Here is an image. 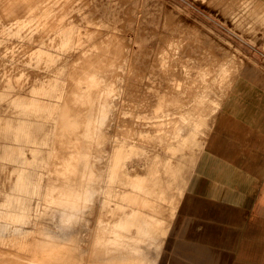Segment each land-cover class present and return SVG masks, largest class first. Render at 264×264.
<instances>
[{
	"label": "rangeland",
	"instance_id": "1",
	"mask_svg": "<svg viewBox=\"0 0 264 264\" xmlns=\"http://www.w3.org/2000/svg\"><path fill=\"white\" fill-rule=\"evenodd\" d=\"M240 155L264 224V0H0V264H203L175 222L196 175Z\"/></svg>",
	"mask_w": 264,
	"mask_h": 264
},
{
	"label": "crops",
	"instance_id": "2",
	"mask_svg": "<svg viewBox=\"0 0 264 264\" xmlns=\"http://www.w3.org/2000/svg\"><path fill=\"white\" fill-rule=\"evenodd\" d=\"M216 142L214 137L211 143ZM241 157L239 165H229L221 177L204 173L203 180L197 174L199 182L196 187L194 180L190 183L175 222L174 235L180 236L181 230L187 228L190 247L194 244L199 254L203 247L212 251V259L207 257L203 264H261L264 224L260 217L261 195L256 188L260 184V160ZM179 202L180 199L177 208Z\"/></svg>",
	"mask_w": 264,
	"mask_h": 264
},
{
	"label": "bare ground",
	"instance_id": "3",
	"mask_svg": "<svg viewBox=\"0 0 264 264\" xmlns=\"http://www.w3.org/2000/svg\"><path fill=\"white\" fill-rule=\"evenodd\" d=\"M28 7V6H27ZM29 12V11H28ZM91 66V65H90ZM87 67L88 68H91V67H89V65H87ZM202 75V74H201ZM205 75H207L206 73H205ZM76 76H74V78H75ZM202 77V76H201ZM212 78V77H211ZM210 78V79H211ZM196 79V78H195ZM201 80H200V83L201 84H199L198 83V89L197 90H192V91H189V93H190V97H192V99L188 102V104L187 105H189V108L187 109V107L185 108V111H186V114H191L192 112V116H190V118L192 117L194 120L197 118V116H198V114H197V112H196V109L194 108H192L190 105H193L194 103L196 104V102H194L196 99H197V97H199L201 94H204L205 92H206V90H208L209 89V87H210V84H209V82H210V80L208 79V77H206V76H204V78L202 79V78H200ZM238 85V84H237ZM79 88V87H78ZM200 91H202V92H200ZM78 94H80V93H78ZM205 96V95H204ZM170 100V99H169ZM222 102V101H221ZM224 102V101H223ZM221 103L219 104V106H218V108H217V110L219 111L220 110V108H221ZM200 106V105H199ZM211 108V107H210ZM215 109V108H214ZM217 111V112H218ZM177 114H179V115H184L185 113H183V112H181V111H179V113H177ZM217 116V115H216ZM189 117V116H188ZM72 118V117H71ZM212 118V117H211ZM73 119V118H72ZM72 119H71V122H73L74 123V121L76 120H74V121H72ZM217 119V118H216ZM196 121V123L198 122L197 120H195ZM215 122V121H214ZM200 123H204V122H201L200 121ZM213 128V127H212ZM212 130V129H211ZM179 132L177 131V133L176 134H178ZM208 134V133H207ZM77 136H78V133H77ZM75 137V138H77V142H79L80 141V138L78 139V137ZM175 137H176V135H175ZM208 138V137H207ZM84 138H82L81 140H83ZM79 140V141H78ZM67 142H68V140H67ZM68 144H71V142L69 143L68 142ZM80 144V143H79ZM74 145H76L77 147L79 146V145H77L76 143H75V141H74ZM74 145H72V146H74ZM201 148V147H200ZM200 153H201V151H200ZM200 153H199V155H200ZM175 154L176 153H173L172 152V154L169 156V157H167V159H168V162H169V165H170V167L171 168H166V170H165V173L167 174V175H171L170 177H171V180H170V182H177V181H175L173 178H176L177 179V176L179 175L178 174V171H179V169H178V171H177V168H176V166L175 165H177V162L174 160V156H175ZM173 155V156H172ZM199 155H198V152L197 153H193L192 154V158L191 159H196V158H198L199 157ZM74 157V156H73ZM190 159V160H191ZM180 164V163H179ZM182 165V164H181ZM153 172H157V170H155V171H153ZM179 176H181V174L179 175ZM162 179V178H161ZM164 180H166V179H164ZM157 182L158 181H156V180H154V179H151V180H149V181H146V182H143L142 184H143V188L145 189V196L147 197H149V196H151L152 194H156L157 192H158V186H157ZM160 182V181H159ZM166 182V188L168 189V190H170L171 191V185L169 184V183H167V180L165 181ZM22 183H24L25 185L26 184H28V182L26 183L25 181H24V179L22 178ZM178 183H179V181H178ZM162 187V186H161ZM54 187H52V189H53ZM181 191L179 192V194H178V201H179V199H180V196H181ZM142 197V196H141ZM133 203L134 204H137L139 207H141V205H142V202H141V200H139V197L137 196L136 197V195L133 197ZM178 204V203H177ZM154 205H155V203H154ZM151 206V205H150ZM136 207L134 206L132 209H135ZM176 208H177V205L173 208V211L171 212V214H172V216H171V218L173 217V215H174V213H175V210H176ZM129 210V209H128ZM160 210V209H159ZM156 211V210H155ZM134 212H136V211H134ZM138 212V215H142V217L144 216V212H143V210L142 209H140V210H138L137 211ZM149 212V211H148ZM153 215H155V214H153ZM157 216V215H156ZM171 218H170V220H171ZM158 220L156 221V225L158 226V227H160V217H158L157 218ZM162 219H163V217H162ZM170 220H169V222H170ZM162 221V220H161ZM145 222V221H144ZM150 226V225H149ZM161 226L162 227H164L165 226V224H164V222H163V225L161 224ZM168 227H169V223H168V226H167V229H168ZM146 228V227H145ZM166 228V227H165ZM134 229H135V227H134ZM132 230H133V228H132ZM138 230V229H137ZM133 232V231H132ZM134 233H136V232H134ZM138 233V232H137ZM137 235V234H136ZM41 239V238H40ZM43 239V238H42ZM45 240V239H44ZM41 240H39L38 242H40ZM25 242V241H24ZM45 242H46V240H45ZM45 242L43 243V241L40 243L41 244V246H42V244L44 245L45 244ZM27 243V242H26ZM32 243V242H31ZM31 243L29 244V246L31 245ZM47 243H50V241L48 242L47 241ZM13 244H17V243H13ZM25 244V243H24ZM33 244V243H32ZM35 244V243H34ZM38 243L36 242V245H37ZM27 245H28V243H27ZM51 245H53L54 246V244H52L51 243ZM25 246V245H24ZM35 246V245H34ZM34 246H32L33 248H34ZM37 246H40L39 244L37 245ZM45 246H47V245H45ZM49 246V245H48ZM9 247H10V245H9ZM31 247V246H30ZM29 247V248H30ZM31 247V248H32ZM50 247V246H49ZM56 247V249H58V246H55ZM55 247H54V249H55ZM2 248V247H1ZM4 249H7L8 250V248L6 247L5 248V246L3 247ZM11 248V247H10ZM16 248V247H15ZM18 248H19V245H18ZM27 248V247H26ZM28 248V249H29ZM32 248V249H33ZM36 248H39V247H35V249ZM46 248V247H45ZM53 247L51 246L50 247V249H52ZM41 249V248H40ZM40 249L38 250V251H40ZM42 249H44V246H42ZM49 249V250H50ZM1 250V249H0ZM14 250V249H13ZM17 250V249H16ZM31 250V249H30ZM34 250V249H33ZM36 250V251H37ZM45 250V249H44ZM4 251V250H3ZM26 251V250H25ZM41 251H43V250H41ZM47 251V250H46ZM51 251V250H50ZM54 251V250H53ZM52 251V252H53ZM16 252V251H15ZM43 252H45V251H43ZM13 253V252H12ZM11 253V254H12ZM26 253V252H25ZM23 254V255H26V254ZM28 253V252H27ZM30 253V252H29ZM32 253V252H31ZM49 253V252H48ZM48 253H47V255H48ZM53 253H55V251L53 252ZM3 254V253H2ZM7 254V253H6ZM19 254H22V253H19ZM33 254V253H32ZM32 254H30L31 256H32ZM41 254V253H40ZM43 255H44V253H42ZM46 254V253H45ZM56 254V253H55ZM55 254H53V255H55ZM63 254V253H62ZM18 255V254H17ZM29 254H27V256H28ZM34 255V254H33ZM37 255H38V253H37ZM37 255H34V256H37ZM46 255V257H49V256H47ZM63 255H65V254H63ZM68 255V254H67ZM9 256V255H8ZM15 256V255H14ZM62 256V255H61ZM60 256V258H61V261H62V257ZM20 257H23V259L24 258H26L25 256H20ZM19 257V258H20ZM30 257V256H29ZM33 257V256H32ZM42 257V256H41ZM44 257H45V255H44ZM70 257V256H69ZM6 258V257H5ZM34 258V257H33ZM38 259H39V257H37ZM36 257L34 258V259H37ZM52 258H53V256H52ZM51 258V259H52ZM57 258V257H56ZM65 258V257H64ZM63 258V259H64ZM67 258V257H66ZM65 258V259H66ZM13 259H15V258H13ZM17 259V258H16ZM22 259V260H23ZM37 259V260H38ZM46 258H44V260H45ZM48 259V258H47ZM69 260H70V258H68ZM1 260V263H2V259H0ZM6 260H7V258H6ZM27 260H29V258L27 259ZM31 260V259H30ZM29 260V261H30ZM43 260V263L45 262ZM50 260V259H49ZM67 260V259H66ZM38 261H42V259L41 260H38ZM51 261H53V259L51 260ZM61 261H60V263L58 262V264H61ZM65 261V260H64ZM63 261V262H64ZM5 262V261H4ZM13 261H11V263H12ZM21 263L22 261L21 260H17V261H15V263L14 264H18V263ZM40 262H38V263H40ZM66 262V261H65ZM68 262V261H67ZM66 262V263H67ZM6 264H7V262H5ZM26 263V262H25ZM42 263V264H43ZM46 263V262H45ZM47 263H49V262H47ZM51 263V262H50ZM49 263V264H50ZM138 263V262H137ZM9 264H10V262H9ZM30 264V263H29ZM35 264V263H34ZM41 264V263H40ZM133 264V263H132Z\"/></svg>",
	"mask_w": 264,
	"mask_h": 264
}]
</instances>
